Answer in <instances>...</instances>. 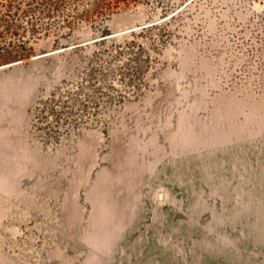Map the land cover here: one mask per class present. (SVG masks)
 Returning a JSON list of instances; mask_svg holds the SVG:
<instances>
[{
	"label": "rangeland",
	"instance_id": "374dc122",
	"mask_svg": "<svg viewBox=\"0 0 264 264\" xmlns=\"http://www.w3.org/2000/svg\"><path fill=\"white\" fill-rule=\"evenodd\" d=\"M87 4L0 0V264H264V0H141L39 58Z\"/></svg>",
	"mask_w": 264,
	"mask_h": 264
},
{
	"label": "trees",
	"instance_id": "16d2710c",
	"mask_svg": "<svg viewBox=\"0 0 264 264\" xmlns=\"http://www.w3.org/2000/svg\"><path fill=\"white\" fill-rule=\"evenodd\" d=\"M140 1L141 0H88L87 9L81 13V16L84 20H87L90 23L89 28H87V32H91L93 37L86 40H83L85 37H79L76 39V37L73 35V32L69 31L62 36V39L61 37L54 39L53 48L51 50L42 52L41 55L43 56L39 58L53 56L60 52L76 49L86 45H103L104 42H106L108 39H112L115 36L113 35L114 32H112L109 28V25L106 21L107 17L105 16H110L122 8L127 9L131 6H134ZM155 25V23L148 26L144 25L140 29H145ZM137 30L138 29H134L130 32H135Z\"/></svg>",
	"mask_w": 264,
	"mask_h": 264
},
{
	"label": "bare ground",
	"instance_id": "6f19581e",
	"mask_svg": "<svg viewBox=\"0 0 264 264\" xmlns=\"http://www.w3.org/2000/svg\"><path fill=\"white\" fill-rule=\"evenodd\" d=\"M139 27V26H138ZM138 27H134V28H132V29H130V30H134V29H137ZM118 33H120V32H115L113 35H116V34H118ZM112 35V36H113ZM41 55V54H40Z\"/></svg>",
	"mask_w": 264,
	"mask_h": 264
},
{
	"label": "water",
	"instance_id": "95a60500",
	"mask_svg": "<svg viewBox=\"0 0 264 264\" xmlns=\"http://www.w3.org/2000/svg\"><path fill=\"white\" fill-rule=\"evenodd\" d=\"M256 6L259 7L260 6V3H257Z\"/></svg>",
	"mask_w": 264,
	"mask_h": 264
}]
</instances>
